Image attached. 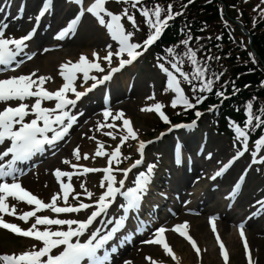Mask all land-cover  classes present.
<instances>
[{
	"label": "snow or ice",
	"instance_id": "1",
	"mask_svg": "<svg viewBox=\"0 0 264 264\" xmlns=\"http://www.w3.org/2000/svg\"><path fill=\"white\" fill-rule=\"evenodd\" d=\"M107 2L108 0H93V2L85 6V0H68V3L79 6V10L74 18L67 22L66 27H62L58 31L54 38L56 40H63L70 33H74L77 25L81 23L82 18L87 13L95 18L99 26L106 29L111 41L117 45L115 50H113V44L108 43L105 45L104 50L106 54L103 57L99 55L98 51L93 50L91 59L86 54H80L78 60L75 62L69 60L62 63L59 66V75L63 78V84L55 91H49L41 87L45 81L52 78L44 75L37 76L36 72L0 79V104L4 105V107L0 108V213L16 216L17 219L24 223H28L29 218L35 217L34 223L27 229L21 228L15 223L5 222L3 219H0V228L20 237L30 238L41 245L37 247V244L33 243L28 250L21 251L18 254H0V262L2 264H114L112 254L117 251V248L109 245V242L113 241L114 237L119 238L117 237V233L125 226V221L130 218V214L139 213L143 203L151 195L154 182L153 174L157 167L155 163L148 164L145 171H138L130 186H126L125 183L128 180L129 173L133 169H139V166L144 163L146 142L139 141L137 151L140 158L136 159L130 167L124 169H113L111 167L113 160L119 163V157L122 155L120 146L129 138L136 140L138 137L131 127L130 121L124 118L123 112L113 114L108 108L103 111L104 120L107 121L109 116H112L113 121L122 119L123 125L126 128V134L120 137V144L111 153L104 151L103 144L98 145L95 156H108V167L103 169L83 167L84 173L96 171H103L104 173L103 181H106V184L102 181L101 187L105 190L97 200L91 203L81 201L75 205L69 204V195L74 189L71 184L61 182L60 192L53 194L50 202L45 203L23 188L17 176V173L23 174L22 170L17 167L19 163L32 159L37 153L43 152L46 147L55 148L58 142L68 135L69 130L77 122V115L70 114V106L71 108H75L77 101H80L88 92L96 89L98 85L111 81L115 73L120 72L126 65H131L138 57L147 52L160 39L163 31L168 26V22L173 20L175 15H180V13H173L171 4L167 5L166 8L161 7L159 4H155L149 8L143 3V0H116L117 3L127 4L139 11L140 15L144 18V23L148 26L149 32L146 39L142 42H133L134 31H127L122 23V19L126 17L132 28L135 31H139V25L136 23L134 16L129 13L128 8H124L119 14H114L106 8ZM261 4H264V0H261ZM51 5L52 0H42V7L34 17L37 25L41 17L49 11ZM138 5L140 7H137ZM20 10L23 11V8ZM2 11L3 9L0 8V12ZM259 12L264 17V8H261ZM30 19L33 18L30 17ZM7 28V24H0V66H3L0 71H15L23 63L22 59H17L21 54L26 55L28 60L32 59L33 54L25 53V49L28 48L26 41L32 38L36 29L33 27L25 35L15 38L6 36ZM190 39L191 37L181 41L185 47L182 53H178L175 46L165 50L170 57L167 62L170 64L171 70L165 67L163 63L157 64V67L167 77L165 90L175 93L174 98L171 100V106L173 108L181 106L185 111L189 109L195 110L197 105L203 103L207 98L204 94L213 93V86L220 79V76L215 74L214 79L208 77V65L206 62L202 63L197 59L196 50L189 46ZM124 54H126L127 58H122ZM249 55L252 56V62L256 63L254 55L251 53ZM113 57L118 59L116 66H113ZM160 59L162 58L158 57V60ZM211 59L212 57H208V60ZM217 59L219 58L217 57ZM185 60L191 65L190 72L184 70ZM101 61L107 62V71L101 66ZM92 72L104 74L98 77L94 74L90 75ZM78 73L82 74V80L79 85L76 83ZM179 77H182L185 82L192 85L193 97L191 100L185 95ZM89 81H92V83L84 88ZM193 81L197 83L193 84ZM34 86L35 90H33ZM262 86H264V82H262ZM78 87L84 88V91H79ZM235 91H238V89L234 88ZM68 93H72L74 98H69ZM214 94L217 97L224 96L222 91H215ZM30 98H35L34 102L31 104L26 103L25 101ZM149 99H154V96L149 97ZM193 100L194 103L192 102ZM12 101H17L18 103L13 106L10 103ZM42 101H55L54 107H42ZM162 107L161 103H155L151 107L142 108L141 111H155L166 124H170L171 122L168 117L161 111ZM214 108L215 106H211L209 111L214 110ZM259 111L260 115H256L253 112V104L249 102L246 105L247 118L243 122L244 126L240 127L235 122H230V126L235 132V139L240 142L243 150L237 149L236 154L217 170L210 179L215 180L225 173L235 160L242 157L248 150L250 131L264 126V108ZM80 115H83V113H80ZM202 115V112L195 110V119L190 124H172L169 130L184 127L193 128ZM29 116L33 118L26 120V117ZM96 127L99 130L103 127L113 128L116 126L114 124L98 123ZM105 135L115 139L112 132H107ZM89 139L95 138L89 137ZM254 143L256 151L259 152L261 147H264V135ZM73 155L77 160L81 158L85 160L89 159L87 153H84L83 157H81L79 148L74 150ZM211 156L212 154L208 153L209 159H211ZM62 162L64 164L71 163L67 159ZM175 162L177 165L181 163L179 144L176 148ZM257 162L264 164V156H261L260 160L257 161L256 153L254 152L251 163L255 164ZM71 166L73 168L80 167L76 164H72ZM114 172L122 173V177L117 180ZM54 175L57 181H60L61 177L65 176L70 180L73 173L56 169ZM9 177L11 178L10 182L6 179ZM243 181L244 175H241L239 181L233 186L229 198L235 196ZM81 188L83 189V194L91 200L93 193L88 191L84 184H81ZM80 195L81 193H76L72 197L73 200H78ZM161 196H165V194L161 193ZM8 197H12L17 201H24L28 205H35V208L17 215L15 205L9 208V205L6 203ZM118 197H122V201L118 205V208L122 211L114 213V215H118L119 218L100 221L105 227L109 224L114 226L106 232L101 227L93 228L92 226L98 217L109 215V209L117 201ZM60 200L63 201V206L58 204ZM257 203L261 207L253 215L264 211V200H259ZM88 209L92 210L83 220L58 218L59 214L80 213ZM44 210H50L56 214V217L50 218L47 215H36L37 212ZM214 220L215 218H210L209 222L212 224V231L216 233ZM38 225L45 227L41 230L37 227ZM143 225L144 221H141L140 226ZM51 226L57 227L53 230ZM63 226H67L66 230ZM140 226H137V231L140 230ZM187 228L188 222L185 221L183 224L175 225L173 231L185 238L195 250L196 255L199 256L200 249L196 241L189 235ZM239 229V234L244 240V250L247 255L248 264H253L249 245L245 238L244 224H240ZM166 231L165 227L157 228L152 234L153 238L147 240L146 243L160 245L165 254L176 260L175 253L167 243ZM216 240L224 264H228L229 255L218 234L216 235ZM145 259L151 261V264H157L150 256L145 257ZM124 264H131V262L125 261Z\"/></svg>",
	"mask_w": 264,
	"mask_h": 264
},
{
	"label": "rangeland",
	"instance_id": "2",
	"mask_svg": "<svg viewBox=\"0 0 264 264\" xmlns=\"http://www.w3.org/2000/svg\"><path fill=\"white\" fill-rule=\"evenodd\" d=\"M93 2V0H85V2ZM251 2V0H247ZM253 1V0H252ZM261 1V0H258ZM58 5V4H57ZM59 6V5H58ZM19 9V6H17ZM37 6L27 7L24 10V18L33 17L34 12L36 11ZM79 9V6L77 7ZM106 8L109 11H112L114 14H119L124 8H128L129 13L133 12V8H131L127 4L117 3L116 0H108L106 3ZM19 11V10H18ZM12 15H17L18 13L12 11ZM70 14L67 13L66 21L70 19ZM61 16L58 14L54 15L53 20L48 23L51 27H56L58 25ZM107 19V17H106ZM65 21V22H66ZM61 24V28L63 27ZM25 20L21 22L22 26H25ZM31 23V22H30ZM122 23L125 26L127 31H134L133 42H142V36L140 35V31H135L130 22L127 21V18L122 19ZM137 23V21H136ZM15 26V24L9 25L8 30ZM80 28L78 29L72 45L62 46L59 49H55L58 54V64L56 65V69L51 70V72H44L40 67L34 66L33 63H28V69L31 72H36L37 76L44 75L49 76L52 79L45 81L41 87L49 91H55L63 84V78L59 75V66L62 63H65L69 60L75 62L78 60L80 54H86L91 59V53L93 50L99 52V55L103 57L105 52V45L108 43L113 44V50L116 49L117 45L115 42L111 41L108 36L106 29L99 26L98 22L92 17L90 14H87L83 21L80 24ZM27 25L23 28H29ZM50 27V28H51ZM50 28L44 29V34L48 38H53L56 36L58 31L60 30H50ZM16 30L11 32H6V36H15V38H20L23 36L21 33L22 30L15 26ZM18 33V35H17ZM237 37L240 36L237 34ZM243 42L247 43L246 37H244ZM38 53L41 50L37 49ZM55 52V51H54ZM28 53V52H25ZM69 55L66 59L62 60L61 57ZM36 57V56H35ZM57 57V56H56ZM126 58V54L122 58ZM26 59V58H25ZM118 59L113 57V65L116 64ZM101 66L105 68L107 71V62L101 61ZM33 69V70H32ZM101 76L102 73L92 72L90 75ZM18 69L15 71H8L6 75L0 77V79H4L11 76H18ZM127 80L125 87V83L123 80ZM166 75L160 70L159 67L149 66L143 63L142 59H139L134 63V65L127 71L123 76L119 78L122 87L130 90V95L124 98L122 102H118L117 104H113L110 109L113 114L118 113L116 111L118 106H124L129 104V108L123 112L124 118L130 121V125L133 130L137 133L138 139L133 140L129 138L123 145L120 146L121 156L119 157V163L116 160H113L111 167L124 169L131 165L137 159L136 151L137 145L139 141L148 142L149 141V133L151 132V128L156 126V122H158V118L160 116L155 112H144L141 111L142 108L151 107L155 103H161L163 105L161 111L167 114V110L171 107V100L174 98L175 93L172 91H166ZM82 74H78V79L76 81L77 85L81 83ZM87 85V84H86ZM79 88V87H78ZM35 90V86L33 88ZM79 90V89H78ZM124 90V89H123ZM119 92V91H118ZM121 93V92H120ZM73 94L68 93V96H72ZM154 99H149V97H153ZM26 102V101H25ZM125 102V103H124ZM18 102L11 103L15 106ZM28 103V102H26ZM4 107V105H0V108ZM102 109L99 113L98 117H89L88 113L85 117H83L80 122L79 128L70 134L57 153L53 160L49 163H44L40 165L36 170L32 171L30 175H28L25 179L20 181L23 188L31 192L37 198L41 199L43 202L48 203L53 194L60 192V183L63 182L65 184H71L74 189L72 195H69V204H77L78 202L86 201V195L83 194V189L81 188V184L88 189V191L93 193V198H98L101 195V192L105 189H101V183L103 181L104 176L100 175H92L86 176L83 180H75L69 178L67 176L61 177L60 181H57L54 171L56 169H60L65 172H71L75 169L82 170L83 167H108V156H95V152L99 144L104 145V151L106 153H111L120 144V137L126 134V128L123 125L122 119H117L115 121L112 120V116H109L108 120L105 121L102 116ZM210 114L204 115L201 119V123H199V136L196 139L197 141L193 143L192 146L183 147V156L181 158V163L179 165L175 162V143L176 139L170 136L164 144H159L154 147H147L145 157L147 161L145 165L155 163L157 165L158 171H156V179L158 176L164 177L168 184V187L164 186V188H160L157 190L161 191V193H165L168 198L174 201L173 208H177L180 212L171 217L169 220L166 219L169 215L167 212L160 216V219H166L168 230L165 235L168 237V243L172 248L178 252L180 256V261L182 263H200V264H224V260L220 255V248L216 240V235L218 234L221 241L225 245V248L229 254V262L228 264H248L247 255L244 250V240L240 236V229L237 227L236 223H244V233L247 243L249 245V250L251 253V257L253 260V264H264V211L259 212L256 215L253 213L257 212L259 209V204H256L257 201L262 200L264 196V171L262 168V164L257 162L255 164L251 163L252 155L256 153L257 161L260 160L261 156H264V147H261L259 152L255 149H252L251 152L246 151L244 153V157L238 160L237 165L238 171H242L248 169L247 180L244 186V190L240 191V193L233 197L232 201L226 203L223 201L225 193L229 190L228 186H223L224 180H220L216 178L215 180L210 179L211 176L215 174L220 166L224 162L227 161L231 156H234L237 152L238 143L234 139H228L225 136H220L217 133L210 132ZM102 116V117H101ZM161 119V118H160ZM114 124L116 127L109 128L103 127L97 130V124ZM107 132H112L115 139L105 135ZM194 133L187 134V136L193 137ZM235 136V135H234ZM89 137H94L95 139H89ZM134 141V143H133ZM131 143V144H129ZM133 143V144H132ZM76 148H79L81 157H83L84 153H87L89 159L85 160L81 158L77 160L73 155V152ZM208 153H211V159L208 158ZM59 154V155H58ZM69 160L70 164H64L63 160ZM184 159L185 163H188V166L182 165V160ZM76 164L80 167L73 168L71 165ZM183 166V167H182ZM192 170L196 172L197 175L202 176L203 180L195 183L193 189L194 196L192 195V189L183 188V184L187 182L188 174ZM134 177L136 172L132 173ZM164 174V175H163ZM117 180L120 177H116ZM234 178V177H233ZM236 177L233 179L232 183ZM165 181V180H164ZM106 184V181H103ZM165 182V183H166ZM163 182H157V186H161ZM171 188V191L169 190ZM183 188V189H182ZM76 193H81L78 200H73V196ZM189 200L194 202L192 205H195L196 200L201 203L200 205L202 213H198V211H192V217L197 218V222L201 225L200 230V241L198 239V234L194 232V228L192 225L188 224L187 231L189 235L196 241L200 249V255L197 256L196 253L192 250L191 245L186 239H178L172 236L171 234V220H177L178 222L184 223L187 220V215H190L189 211L183 212L185 209V205L189 203ZM62 200L58 201V204H62ZM6 203L11 208L15 205L16 213L26 212L29 208H25L18 204L12 197H8ZM206 203V204H205ZM170 203H167V207H169ZM198 205V204H196ZM227 209L229 211H227ZM30 211V210H28ZM49 215V212L46 213ZM51 217V214L50 216ZM177 217V219H176ZM228 217L229 221H224L223 218ZM0 218H4L3 214L0 213ZM210 218H215L214 224L216 227V233L212 231V224H210ZM154 220L155 218L146 217L147 221ZM21 227L28 228L29 225H25V223H18ZM245 224H249V226H245ZM150 238H147V240ZM33 242L23 241V240H15L11 238L9 235H6L0 232V254H12V253H20L21 251L28 250L30 245ZM37 244V243H36ZM41 246L37 244V247ZM135 248L131 250V253L128 256L131 264H151V261L146 260L145 257H151L153 260H161L165 261L167 257H165L163 248L160 245L148 244L141 242V244L135 245ZM148 253V254H147ZM131 256V258H130Z\"/></svg>",
	"mask_w": 264,
	"mask_h": 264
},
{
	"label": "trees",
	"instance_id": "3",
	"mask_svg": "<svg viewBox=\"0 0 264 264\" xmlns=\"http://www.w3.org/2000/svg\"><path fill=\"white\" fill-rule=\"evenodd\" d=\"M228 2L231 0H151L144 4L149 8L155 4L166 8L171 4L173 13H180L174 16L167 29L165 50L175 46L176 51L182 53L185 47L181 41L191 37L189 46L196 50L198 60L207 63L208 77L214 79V74L220 76L213 86V93L204 94L207 96L204 105L217 104L221 99H225L223 106L219 108L220 121L223 126L228 125V131H234L230 122L244 126L243 122L247 118L246 105L249 102L253 104V112L256 115H260L259 110L264 108V21L254 22L253 16L249 17L245 11L236 16L233 8L236 5ZM220 6L227 11L231 9L232 12L223 15ZM237 17L245 19V26L251 30V48L259 58L256 63L252 62V56L249 55L243 38H238L233 31ZM208 57L212 59L208 60ZM184 67L185 71H191L187 60ZM196 83L193 81V84ZM187 87L192 89L190 84ZM234 88L238 91L234 92ZM215 91H222L224 96L217 97ZM191 93L193 96L192 90ZM185 114L191 116L193 111L180 115ZM263 134L264 126L251 130L249 142L259 139Z\"/></svg>",
	"mask_w": 264,
	"mask_h": 264
},
{
	"label": "bare ground",
	"instance_id": "4",
	"mask_svg": "<svg viewBox=\"0 0 264 264\" xmlns=\"http://www.w3.org/2000/svg\"><path fill=\"white\" fill-rule=\"evenodd\" d=\"M21 17H17L18 19H15L14 18V15L11 14V16L9 18L10 19L13 18L14 19L13 22H15L16 25H19L20 26ZM24 20L26 22L25 25H29L30 19L25 17ZM64 21H65V18L62 19V22H64ZM55 40L56 39L52 40L51 42L49 41V42L43 43V45L45 46V48L47 49V51H45V54L43 56L37 55L38 57L35 58V60H34V66L40 67L44 72L46 71V72H49L50 73L51 70L56 69V65L58 64V61H57L58 54H61V53H59V52H55V53L53 52L52 53V50H51L52 48H55L56 46H57L56 48H58V46L60 45V44H57L58 42H56ZM55 42H56V45L54 47H52V44L55 43ZM67 57H70V56L69 55H66V56L63 55V57H61V59L63 58L62 60H64ZM29 73H31V71H29L28 66L22 67V69L19 71V74L20 75L21 74H29ZM120 100H122V99H119L118 101H120ZM129 106L130 105L127 104V103H126V105L124 104V106H118L117 109H116V111L117 112L124 111V110L128 109ZM187 143H188V140H185L183 142L184 145H187L188 146L189 144H187ZM235 171H236V169H230V170H228V172L226 174H224V176L222 177L224 179V181H223L224 183H222L223 186H228V183L229 184L231 183L230 181L233 179V177H234V175L236 173ZM198 178L202 179V177H200L199 175H197L196 172L194 174H192L191 175V179H193V181L191 183L187 182V183H189L188 188L191 187V186H193L192 184H194L195 181H196V179H198ZM223 220L225 221V218ZM187 222H188L189 225H192V227L194 228V232L198 234V239L200 241H202L201 240L202 238H200L201 225H200V223L197 222V218L190 217V219ZM236 225L239 226L240 224H236ZM174 237L178 238L176 235ZM175 256L177 258H179L176 255V253H175ZM125 261H127V260L122 261V264H124Z\"/></svg>",
	"mask_w": 264,
	"mask_h": 264
}]
</instances>
